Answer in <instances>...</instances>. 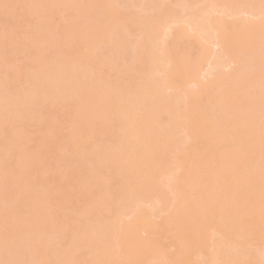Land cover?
Listing matches in <instances>:
<instances>
[{
    "label": "bare ground",
    "instance_id": "1",
    "mask_svg": "<svg viewBox=\"0 0 264 264\" xmlns=\"http://www.w3.org/2000/svg\"><path fill=\"white\" fill-rule=\"evenodd\" d=\"M263 237L264 0H0V264H264Z\"/></svg>",
    "mask_w": 264,
    "mask_h": 264
},
{
    "label": "rangeland",
    "instance_id": "2",
    "mask_svg": "<svg viewBox=\"0 0 264 264\" xmlns=\"http://www.w3.org/2000/svg\"><path fill=\"white\" fill-rule=\"evenodd\" d=\"M57 21H58V20H57ZM57 21H56V22L54 21V23H57ZM59 22H60V21H59ZM57 24L59 25L60 23H57ZM60 25H61V24H60ZM171 38H173V36H172ZM171 38H170V39H171ZM171 40H173V39H171ZM169 41H170V40H169ZM42 44H44V42H43ZM41 46H42V45H41ZM44 46H45V45H44ZM44 46H43V47H44ZM43 47H41L42 50H43ZM20 60H21V59H19V61H20ZM17 61H18V60H17ZM19 61H18V62H19ZM225 70H229V69H228V68H225ZM210 76H211V75H210ZM210 76H208V77L211 78ZM206 77H207V76L204 77V80H209V79L206 78ZM209 82H211V80H209ZM25 152H26V153H25ZM29 153H30V154H29ZM31 153H32V151H30L29 149H28L27 151L25 150V151L23 152V154H26V157H27V158L30 157V156L32 155ZM27 155H29V156H27ZM23 157H24V155H23ZM156 220H158V218H156ZM165 236H168L169 239H168V240H165V239H164ZM170 238H171V234L168 233V232H167V233H164V234L162 235V243H163V245H164L167 249L170 248V245H171ZM263 242H264V237H263V239H262V243H263Z\"/></svg>",
    "mask_w": 264,
    "mask_h": 264
}]
</instances>
